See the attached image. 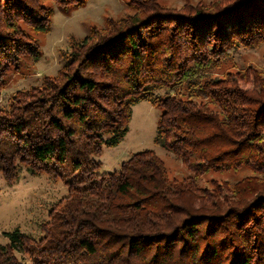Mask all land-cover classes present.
Here are the masks:
<instances>
[{"label": "trees", "instance_id": "1", "mask_svg": "<svg viewBox=\"0 0 264 264\" xmlns=\"http://www.w3.org/2000/svg\"><path fill=\"white\" fill-rule=\"evenodd\" d=\"M133 7L74 43L55 76L0 108L2 179L12 183L25 167L68 189L42 238L3 233L0 264H264V70L214 72L237 48L264 43V0L178 13L151 0ZM49 21L43 0H0V91L23 58L40 57L24 27L44 32ZM141 101L160 110L154 144L195 176L253 175L198 188L168 180L152 150L98 175L101 148L119 144Z\"/></svg>", "mask_w": 264, "mask_h": 264}, {"label": "rangeland", "instance_id": "2", "mask_svg": "<svg viewBox=\"0 0 264 264\" xmlns=\"http://www.w3.org/2000/svg\"><path fill=\"white\" fill-rule=\"evenodd\" d=\"M144 0H82L75 6L61 7L50 0H43L50 7V21L44 32H34L24 27V32L38 44L40 57L23 58L18 69L12 71L0 91V108H6L9 99L18 91L40 86L44 78H52L68 61L71 46L90 35L93 30L106 29L109 21H118L134 13V5ZM173 12H180L216 1L223 4L231 0H151ZM252 67L264 70V43L255 48L239 47L230 59L222 63L215 74L222 77ZM250 87V85H244ZM160 114L158 107L141 101L131 110L128 130L115 147L103 146L97 159L101 166L98 175L117 171L131 154L152 150L164 162L168 180L193 179L198 188L213 189L224 183L235 182L253 173L249 169L229 172H209L200 176L194 173L172 152L154 144L156 124ZM64 181L51 173H31L19 169L17 180L7 183L0 175V245L7 243L4 232L18 228L36 240L44 235L43 228L49 222V211L58 201L68 196ZM47 227V226H46ZM18 258H21L17 255Z\"/></svg>", "mask_w": 264, "mask_h": 264}]
</instances>
